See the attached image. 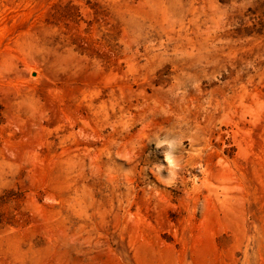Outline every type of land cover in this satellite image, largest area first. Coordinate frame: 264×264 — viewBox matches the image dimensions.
I'll use <instances>...</instances> for the list:
<instances>
[{"label":"rangeland","instance_id":"obj_1","mask_svg":"<svg viewBox=\"0 0 264 264\" xmlns=\"http://www.w3.org/2000/svg\"><path fill=\"white\" fill-rule=\"evenodd\" d=\"M0 264H264V0H0Z\"/></svg>","mask_w":264,"mask_h":264}]
</instances>
